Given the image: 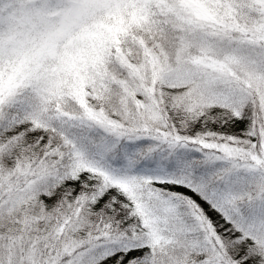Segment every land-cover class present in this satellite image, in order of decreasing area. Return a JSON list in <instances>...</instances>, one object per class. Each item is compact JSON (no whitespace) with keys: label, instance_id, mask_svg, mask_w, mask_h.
Listing matches in <instances>:
<instances>
[{"label":"snow or ice","instance_id":"1","mask_svg":"<svg viewBox=\"0 0 264 264\" xmlns=\"http://www.w3.org/2000/svg\"><path fill=\"white\" fill-rule=\"evenodd\" d=\"M0 264H264V0H0Z\"/></svg>","mask_w":264,"mask_h":264}]
</instances>
